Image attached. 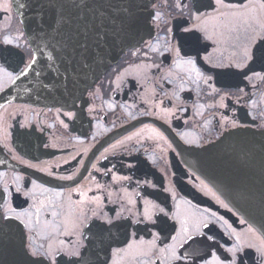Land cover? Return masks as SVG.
Returning a JSON list of instances; mask_svg holds the SVG:
<instances>
[{"label": "flooded vegetation", "instance_id": "flooded-vegetation-1", "mask_svg": "<svg viewBox=\"0 0 264 264\" xmlns=\"http://www.w3.org/2000/svg\"><path fill=\"white\" fill-rule=\"evenodd\" d=\"M183 2H155L153 10L164 14L166 26L173 33L177 24L195 27L202 23L188 19L186 13L181 16L176 5ZM260 2L225 0L226 4L238 5L221 9L225 15L205 10L217 17L205 25L211 39L201 38L195 46L186 44L180 54L185 59L196 56L202 77L198 78L189 66L177 67L175 52L164 46L162 21L150 38L126 51L87 90L84 99L64 107L18 99L25 87L13 94L11 88L23 80L21 70H25L34 50L12 0H0V39L18 35V30L24 33L21 54L0 57V98L4 99L0 102V147L7 156L6 165L0 169L1 210L10 206L17 212H35L40 208L41 224L62 223L65 216L80 208L89 215L90 210L99 209L108 215L122 212L135 220L148 200L170 215L156 212V225H133L127 235L119 236L114 247L123 248L126 241L139 243L142 239L147 249L149 242H155L148 257L129 256L122 264H144L145 259L170 264L169 253L161 250L173 244L180 220H186L190 229L197 223L209 225L201 231L214 237L215 246H196L204 259H211V251L221 259H230L226 249L236 245L239 236V243L244 245V264H264L257 251L264 237L195 162L197 150L223 144L229 150L216 167L229 169L231 184L245 187L247 182L257 180L255 166L260 158L264 161L263 142L247 135L259 134L253 131L254 126L264 123V82L249 81L243 74L224 78L213 65L239 60L245 44L264 35ZM6 5L8 10L4 11ZM245 5L254 6L255 11L241 15L246 12ZM197 35L203 37L205 33ZM157 38L160 52L148 51L146 44H156ZM209 76L212 79L205 83L204 78ZM231 122L246 127L231 129ZM81 193L89 200L99 198V205H81ZM172 215L177 219H171ZM59 239L67 242L74 237L61 235ZM213 243L207 241V245ZM177 251L182 253L184 249Z\"/></svg>", "mask_w": 264, "mask_h": 264}, {"label": "snow or ice", "instance_id": "snow-or-ice-1", "mask_svg": "<svg viewBox=\"0 0 264 264\" xmlns=\"http://www.w3.org/2000/svg\"><path fill=\"white\" fill-rule=\"evenodd\" d=\"M19 7L30 9L34 30L38 32L55 30L57 33H63L64 47L69 50V56L79 55L84 60L91 55V45L99 47L101 42L109 44L110 34L114 43V38L135 37L142 29L151 31L152 28L159 27L163 21L165 23L163 39L166 50L175 52L178 57L177 67L189 66L199 78L203 76V73L196 67V56L183 58L180 55L182 47L186 44L195 46L201 38L211 39L206 34L205 25L208 20L217 17L209 16L206 9H212L213 12L225 15L221 9L236 8L238 5L226 4L225 0H184L183 3L176 5L181 9V16L186 13L188 19L202 23L195 27L177 24L175 33L172 28L166 26L164 14L156 10L149 11V5L143 3V0H107V2L105 0H29L27 5L21 3ZM151 7L153 9L157 7L154 0ZM244 7L246 12L241 15L255 11L254 6L245 5ZM259 8L264 11V0L259 3ZM7 10L6 5L4 11ZM185 24H187L186 21ZM18 32V35H5L3 39H0V57L7 58L21 54L19 50L23 45L20 41L24 33L19 30ZM198 32L205 33V35L198 36ZM168 33H173V35L169 36ZM159 43L160 40L157 38L156 44L147 43L146 48L150 52L159 53ZM132 54L136 55V52ZM35 59V56L29 54L25 70L32 68ZM49 59L53 57L50 55ZM213 67L220 69L217 74L224 78L243 74L249 81L255 79L264 82V35L259 36L258 39L249 40L239 60H230L227 64L218 63ZM25 70H21L20 75H25ZM204 79L207 83L212 77ZM66 115L71 116L72 114L66 113ZM230 127L236 129L246 126L231 122ZM225 131L228 129L226 128ZM253 131H259L264 135V123L255 125ZM219 138L218 136L217 139ZM188 143L200 146L196 141H188ZM17 190L19 191V188ZM80 195L81 205L85 203L99 205V198L89 200L85 193ZM145 205L146 207L135 220H129L122 212L108 215L99 209L90 210L89 215L83 208H80L78 212L65 216L62 223L45 221L44 224H41L40 208H36L35 212L30 210L17 212L9 206L7 210H0V250L13 243L10 233L14 231L19 245L17 258L12 264H122V261L129 256L146 258L150 249L155 247L154 241L149 242L147 249L142 239L139 243L134 240L126 241V247L123 248L113 246L120 235L128 234L127 230L133 225L146 224V222L156 225L157 219L154 218L156 212L165 217L170 215L163 207L152 201L146 200ZM52 216L55 217L56 213L53 212ZM170 218L177 219L175 215ZM14 221L16 223H13ZM179 223L180 228L176 230V235L172 236L173 244L169 245L168 249L161 250L169 253L170 264H176V262L197 264V261H203V264H244V245L239 243V236H237L238 243L226 249V252L230 254V259L228 257L221 259L215 251H211V259L207 260L200 255L196 246L204 245L209 248L215 246L214 237L201 231V228L207 229L209 225L197 223L190 229L186 220H180ZM61 227L64 229L63 232L60 231ZM249 231L253 229L250 228ZM61 235L72 236L74 239L65 242L59 239ZM131 235L135 237L134 232ZM207 241L214 243L207 245ZM186 245L187 248H185ZM177 248L184 249V251L178 253ZM257 251L264 258V242ZM0 264H3L2 260ZM144 264H155V261L149 262L145 259Z\"/></svg>", "mask_w": 264, "mask_h": 264}, {"label": "water", "instance_id": "water-1", "mask_svg": "<svg viewBox=\"0 0 264 264\" xmlns=\"http://www.w3.org/2000/svg\"><path fill=\"white\" fill-rule=\"evenodd\" d=\"M12 2L27 32L36 59L32 68L27 70L23 80L17 81L11 90L13 89L14 94L15 91L25 87L28 90L23 89V94L18 99H28L32 103L70 107L79 99H84L87 90L111 66L116 64L128 49L137 47L151 37L154 32V28L151 31L142 29L132 38H114V43L110 34L109 44L101 42L99 47L91 45V55L87 60H84L79 55L69 56V50L64 47L63 33H57L55 30H45L44 32L34 30L30 9L19 7L21 3L27 5L29 0H12ZM152 2L153 0H143V3L149 5V11H153ZM50 55L53 59H49ZM3 100L0 98V102ZM247 138L259 139L263 142L264 147V135L261 133L252 132L247 135ZM228 150L224 148L223 144L216 143L205 146L195 153V162L210 183L230 204L240 210L264 237V164L262 163L264 161L260 158L256 163L257 172L254 174L257 176V180L247 182L245 187L238 184L232 185L229 169L216 167L222 162V157ZM261 154H264V151ZM6 162L7 156L0 147V169L6 165ZM1 203L0 195V210ZM10 236L13 243L0 250V260L3 261V264H12L17 258L18 237L14 231L10 233Z\"/></svg>", "mask_w": 264, "mask_h": 264}]
</instances>
